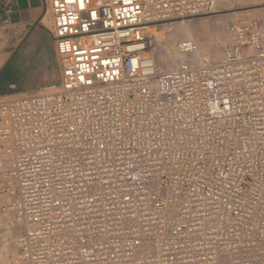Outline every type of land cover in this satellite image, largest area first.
Returning <instances> with one entry per match:
<instances>
[{"label": "built area", "instance_id": "2783aa9c", "mask_svg": "<svg viewBox=\"0 0 264 264\" xmlns=\"http://www.w3.org/2000/svg\"><path fill=\"white\" fill-rule=\"evenodd\" d=\"M219 1L50 0L61 82L0 97L22 229L0 264H264V21L214 63L154 54L150 26Z\"/></svg>", "mask_w": 264, "mask_h": 264}, {"label": "crops", "instance_id": "0c3cea01", "mask_svg": "<svg viewBox=\"0 0 264 264\" xmlns=\"http://www.w3.org/2000/svg\"><path fill=\"white\" fill-rule=\"evenodd\" d=\"M53 22L50 0H0V97L42 92L61 82L63 65L51 33ZM47 39L50 46L44 45ZM8 70L11 79L4 78ZM14 76L24 78L25 88L13 90L18 86Z\"/></svg>", "mask_w": 264, "mask_h": 264}, {"label": "rangeland", "instance_id": "374dc122", "mask_svg": "<svg viewBox=\"0 0 264 264\" xmlns=\"http://www.w3.org/2000/svg\"><path fill=\"white\" fill-rule=\"evenodd\" d=\"M251 19L264 21V0H220L213 11L197 18L161 21L154 23L152 28L155 31L167 30L168 28L172 31L175 30V44L184 38L195 39L199 44V50L193 53L192 57L200 59L202 56H207L210 62L214 63L224 55L231 26L234 23ZM172 27H175V29ZM154 37L157 41L155 34ZM46 41L44 45L50 46L51 42L49 43L48 39ZM154 53L157 55L156 51ZM56 56L54 49L53 58L57 60ZM159 68L169 70L166 66H159ZM8 71L4 74L5 79H11V71ZM12 82L18 85L17 89L13 90L25 88L26 82L23 77L18 79L14 76ZM53 89H56V87L49 90ZM7 149L8 142L0 139V168H7L10 165L11 158ZM7 204H9L8 199L0 198V262L5 261L16 252L22 232L21 226L15 219V214L8 209Z\"/></svg>", "mask_w": 264, "mask_h": 264}, {"label": "bare ground", "instance_id": "6f19581e", "mask_svg": "<svg viewBox=\"0 0 264 264\" xmlns=\"http://www.w3.org/2000/svg\"><path fill=\"white\" fill-rule=\"evenodd\" d=\"M152 27L153 26H150L151 32L155 34L157 38L154 49L157 53L155 57H156L158 66H161V67L166 66L168 67V69H172L175 66H177V64L181 60H185V59L193 63H196L197 61L196 64H204V63L210 62V59L207 56H202L200 59H196V58L194 59L192 55H185V54L179 53L176 49V45L178 42L175 44V41H176L175 30L172 31L168 28L169 30L163 29L161 31H155V29H153ZM173 29H175V27Z\"/></svg>", "mask_w": 264, "mask_h": 264}]
</instances>
